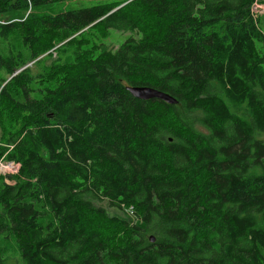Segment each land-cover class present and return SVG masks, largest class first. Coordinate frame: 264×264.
<instances>
[{"label":"trees","instance_id":"obj_1","mask_svg":"<svg viewBox=\"0 0 264 264\" xmlns=\"http://www.w3.org/2000/svg\"><path fill=\"white\" fill-rule=\"evenodd\" d=\"M67 1L0 0V161L19 164L0 180V264H264V35L251 14L264 0L33 15ZM87 27L138 37L88 57ZM50 49L60 63L32 75ZM104 200L128 217H109L110 241L94 221Z\"/></svg>","mask_w":264,"mask_h":264},{"label":"rangeland","instance_id":"obj_2","mask_svg":"<svg viewBox=\"0 0 264 264\" xmlns=\"http://www.w3.org/2000/svg\"><path fill=\"white\" fill-rule=\"evenodd\" d=\"M123 0H70L67 2H59L54 3L49 6L39 8L37 11L33 13L34 16L36 15H54L58 12L65 11V10H71V9H81V8H87L98 4H111L115 5L118 2ZM262 5V4H261ZM259 5L256 7V13H255V19L258 22V27L260 31L264 35V5ZM12 17H19L9 15V17L6 19L9 21ZM24 19L27 17V13L23 16ZM20 19H15L14 21H22ZM0 23H5L4 16H0ZM81 40L79 42L80 50L85 51V55L88 57H95L99 53V48L102 47L107 50H115L117 49L127 38L129 37H138L136 33H130V32H119L115 30H111L109 32V36L107 38H102L100 33L95 29H90L89 27L85 28L81 32ZM10 43L14 46H16L18 49H21L20 45V38L17 34L15 37L11 38ZM6 44V47L9 46L7 42L0 41V46H3ZM57 45L56 47H58ZM257 50L260 52V54L264 53V46L261 44H257ZM25 58L28 60L29 52H25ZM48 53H50L48 55ZM39 60L37 63L36 59L32 62L27 63V66L31 68L32 75H40L41 73H44L43 68L52 67V70H54V64L60 63L61 59L58 57V54L55 53L52 49H50L48 52L42 54L38 57ZM12 171V170H11ZM13 172V171H12ZM11 172L8 166L4 168H0V180H3L6 183H12L11 179ZM98 206L103 207L106 212L108 218L106 219H100L99 217H95V225H97L99 228L100 233H105V239L108 241L113 240L112 236L116 232L115 228L116 226L114 223L117 224V221L115 220H109V217H116L119 220H128V217L125 213H122V211L118 210L115 207H112L108 204L107 201H102L97 203ZM43 219L40 221L42 222ZM123 232H119L115 234V237L123 236Z\"/></svg>","mask_w":264,"mask_h":264},{"label":"water","instance_id":"obj_3","mask_svg":"<svg viewBox=\"0 0 264 264\" xmlns=\"http://www.w3.org/2000/svg\"><path fill=\"white\" fill-rule=\"evenodd\" d=\"M126 3L119 5L113 11L122 7ZM126 90L130 93L132 97L139 100L147 101V100L157 99L170 105H175L177 103V100L173 98L171 95L150 86H129L126 88ZM149 239L151 242H154L153 236H150Z\"/></svg>","mask_w":264,"mask_h":264},{"label":"built area","instance_id":"obj_4","mask_svg":"<svg viewBox=\"0 0 264 264\" xmlns=\"http://www.w3.org/2000/svg\"><path fill=\"white\" fill-rule=\"evenodd\" d=\"M259 5H261L260 3H258V2H255V3H253V5H252V7H251V14H252V16H253V18L255 19V13H256V7H258ZM262 6V5H261ZM6 166H8L9 167V169H10V172H11V174L10 175H14L17 171H18V168H19V164H15V163H13V162H4V161H0V168H4V167H6ZM13 172H12V171ZM126 212L129 214V215H132V213H133V209L132 208H129V209H127L126 210Z\"/></svg>","mask_w":264,"mask_h":264}]
</instances>
